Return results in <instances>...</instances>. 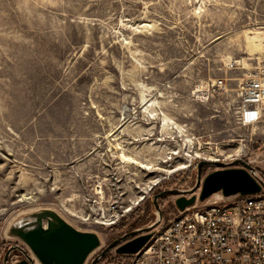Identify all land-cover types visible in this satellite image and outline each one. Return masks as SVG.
Wrapping results in <instances>:
<instances>
[{"label": "rangeland", "instance_id": "374dc122", "mask_svg": "<svg viewBox=\"0 0 264 264\" xmlns=\"http://www.w3.org/2000/svg\"><path fill=\"white\" fill-rule=\"evenodd\" d=\"M253 36L264 45V0H0V264L13 247L39 264L9 231L42 210L97 237L84 264H131L100 254L177 215L175 197L155 195L194 189L212 162L264 178V124L236 119L237 80L264 63ZM222 77L225 92L191 95ZM153 100L182 133L150 118ZM214 201L227 200L195 205Z\"/></svg>", "mask_w": 264, "mask_h": 264}, {"label": "built area", "instance_id": "2783aa9c", "mask_svg": "<svg viewBox=\"0 0 264 264\" xmlns=\"http://www.w3.org/2000/svg\"><path fill=\"white\" fill-rule=\"evenodd\" d=\"M238 61L229 63L237 69ZM222 77L194 89L193 98L207 99L226 91ZM236 119L242 127L264 124V63L237 80ZM261 190L232 196L209 207L193 205L153 233L131 264H264V178L255 171ZM246 258V260H245Z\"/></svg>", "mask_w": 264, "mask_h": 264}, {"label": "water", "instance_id": "95a60500", "mask_svg": "<svg viewBox=\"0 0 264 264\" xmlns=\"http://www.w3.org/2000/svg\"><path fill=\"white\" fill-rule=\"evenodd\" d=\"M205 164L207 163L200 162L198 169ZM233 164L241 167H229L224 163L212 162L210 165L217 169L206 175L200 184L198 180L194 189L186 193L175 190L162 192L153 197V204L155 205L156 200L163 196H173L176 198L174 200L176 210L183 212L196 202L202 203L217 193L224 198L257 194L261 187L254 179L255 170L241 160H235ZM196 191H198L197 196ZM151 228L131 232L113 241L105 247L100 256L111 250L118 255L137 254L152 237ZM9 234L21 240L39 264H84L87 256L99 245L94 234L74 230L53 212L47 210L29 215L14 224ZM14 250L23 253L17 247L10 248L1 264H6L8 256ZM23 256L24 259L15 264H34L27 254L23 253ZM96 261L97 258L90 264H95Z\"/></svg>", "mask_w": 264, "mask_h": 264}, {"label": "bare ground", "instance_id": "6f19581e", "mask_svg": "<svg viewBox=\"0 0 264 264\" xmlns=\"http://www.w3.org/2000/svg\"><path fill=\"white\" fill-rule=\"evenodd\" d=\"M263 41H264V38H263ZM246 46L249 50V53L250 54H255L258 50L261 49L262 46V40L259 36H253L251 38H249L246 42ZM227 61H232L231 59H227ZM155 101H150V103L148 105H146L144 107V111L145 112H149L150 113V118H155L157 116H160V120L162 121V126H161V129L163 131H167V129H171L177 133H182L183 132V128L182 126H179L178 124L174 123L172 120H170L169 118L165 117L164 114L160 111H157L158 113L156 114V111L155 110H149V108L151 107H155ZM188 141V140H187ZM119 160L121 163H126V164H134L136 165L137 162L136 160H134L133 158H130V157H126L122 154H120L119 156ZM138 166L140 164H137Z\"/></svg>", "mask_w": 264, "mask_h": 264}, {"label": "flooded vegetation", "instance_id": "af4514ba", "mask_svg": "<svg viewBox=\"0 0 264 264\" xmlns=\"http://www.w3.org/2000/svg\"><path fill=\"white\" fill-rule=\"evenodd\" d=\"M15 251V250H14ZM13 252V251H12ZM11 254V253H10ZM7 262V261H6Z\"/></svg>", "mask_w": 264, "mask_h": 264}]
</instances>
